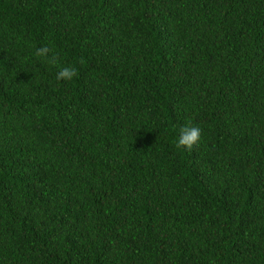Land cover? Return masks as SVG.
I'll return each instance as SVG.
<instances>
[{
	"label": "trees",
	"instance_id": "1",
	"mask_svg": "<svg viewBox=\"0 0 264 264\" xmlns=\"http://www.w3.org/2000/svg\"><path fill=\"white\" fill-rule=\"evenodd\" d=\"M0 264H264V0H0Z\"/></svg>",
	"mask_w": 264,
	"mask_h": 264
},
{
	"label": "clouds",
	"instance_id": "2",
	"mask_svg": "<svg viewBox=\"0 0 264 264\" xmlns=\"http://www.w3.org/2000/svg\"><path fill=\"white\" fill-rule=\"evenodd\" d=\"M35 56L40 58L41 62L58 68L57 81H71L78 76V70L74 66L61 65L59 53L48 45L36 48ZM202 138V129L188 121L179 129L175 145L178 149L191 152L200 146Z\"/></svg>",
	"mask_w": 264,
	"mask_h": 264
}]
</instances>
